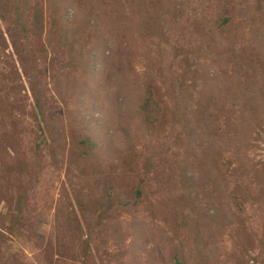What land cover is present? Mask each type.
<instances>
[{
  "label": "rangeland",
  "instance_id": "rangeland-1",
  "mask_svg": "<svg viewBox=\"0 0 264 264\" xmlns=\"http://www.w3.org/2000/svg\"><path fill=\"white\" fill-rule=\"evenodd\" d=\"M0 231V264H264V0H0Z\"/></svg>",
  "mask_w": 264,
  "mask_h": 264
},
{
  "label": "trees",
  "instance_id": "trees-1",
  "mask_svg": "<svg viewBox=\"0 0 264 264\" xmlns=\"http://www.w3.org/2000/svg\"><path fill=\"white\" fill-rule=\"evenodd\" d=\"M44 6L41 2H36L34 5L30 6L29 8V16L31 18L30 23H25L24 19L22 18V13L20 10H14L13 18L14 23L24 25L23 27H26V30L30 28V30H34L37 35H40L42 32V29L44 28ZM4 19L8 18L6 16L3 17ZM228 19H225L223 22L227 23ZM28 25V26H27ZM22 27V28H23ZM36 107L39 112L43 113L42 111V103L39 99V97H36ZM141 110L143 113V119L144 121L150 125L155 126L157 125L163 116V107L159 100L156 98V96L152 93H149L144 102L141 105ZM39 117L38 124L40 128H43L42 121ZM73 145L75 147V151L77 152V157L81 160H87L91 154L97 149L98 143L95 140V138L89 134H86L83 131H76V135H73ZM137 196L141 197L142 190L141 188H137L136 190ZM109 199H112V196L107 195ZM21 214V209L18 206L16 208L15 218L13 220L15 222H18V218ZM180 220L181 224H177V226L173 227V230L175 232H179L180 225H185V220L183 219V215L180 214ZM180 222V221H178ZM180 227V228H179ZM0 235H3V233L0 231ZM176 264H185V262L176 256L175 258Z\"/></svg>",
  "mask_w": 264,
  "mask_h": 264
}]
</instances>
